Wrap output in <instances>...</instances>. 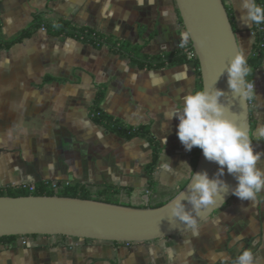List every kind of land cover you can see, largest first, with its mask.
Masks as SVG:
<instances>
[{
	"label": "crops",
	"instance_id": "obj_1",
	"mask_svg": "<svg viewBox=\"0 0 264 264\" xmlns=\"http://www.w3.org/2000/svg\"><path fill=\"white\" fill-rule=\"evenodd\" d=\"M241 0H224L236 28L239 49L251 51V26L241 20ZM35 15L66 19L163 56L179 49L185 32L175 0H0V38L15 39ZM45 76L51 80L43 82ZM249 101L250 137L264 153V59L254 73ZM101 109L125 126L147 125L159 147L150 179L152 146L95 124L89 109L99 87ZM197 90L193 61L138 67L106 46L54 36L43 28L8 49H0V188L39 181L79 182L92 196L106 188L130 206L165 203L182 189L192 168V151L178 137L171 117L183 97ZM185 164V165H184ZM187 164V165H186ZM264 169V161L259 165ZM175 186V187H174ZM189 231L149 242L117 243L61 236L32 237L26 246L0 244V264H232L251 248L264 264V192L255 204L235 195ZM169 249L173 250L169 253Z\"/></svg>",
	"mask_w": 264,
	"mask_h": 264
},
{
	"label": "water",
	"instance_id": "obj_2",
	"mask_svg": "<svg viewBox=\"0 0 264 264\" xmlns=\"http://www.w3.org/2000/svg\"><path fill=\"white\" fill-rule=\"evenodd\" d=\"M185 31L191 29V46L199 63L202 89L225 92L222 102L238 125L250 132L249 100L233 95L227 73L221 71L239 50L223 0H175ZM219 165L209 162L200 149L194 173L207 171L215 178ZM227 189L217 202L198 216L201 224L232 197L236 178L227 169L221 177ZM186 185L181 189L188 191ZM177 195V194H176ZM175 195V196H176ZM171 198L158 207H135L95 199L59 195L0 196V237L17 235L67 236L109 242H149L185 232L179 220H170ZM187 208L191 205L184 201ZM175 224V226L173 225Z\"/></svg>",
	"mask_w": 264,
	"mask_h": 264
},
{
	"label": "clouds",
	"instance_id": "obj_3",
	"mask_svg": "<svg viewBox=\"0 0 264 264\" xmlns=\"http://www.w3.org/2000/svg\"><path fill=\"white\" fill-rule=\"evenodd\" d=\"M239 10L244 24L264 25V6L258 4L257 0H241ZM192 38L191 29L185 31L181 36L180 47H185ZM225 73L234 96L243 101L253 98L255 84L247 79L252 69L242 47L221 71L220 76ZM225 95L221 89L210 90L206 86L201 90H193L183 97L182 105L174 109L169 117L179 118L178 137L187 151L198 147L209 162L220 166L215 178H210L207 171L194 173L186 164L190 174L188 191L177 188V195L170 203V220H179L186 226L183 229L195 237H199L201 233L198 216L203 210L215 205L221 192L228 187L221 179L225 168L238 181L232 193L242 201L255 204L258 195L264 192V169L258 166L264 161V153L256 151L250 132L238 125L233 119L234 113L230 115L231 109L222 102ZM259 135L264 136V127L260 129ZM184 201L191 205L190 209ZM173 225L175 226L174 223ZM168 251L171 253L173 250ZM217 258L214 254V264ZM219 259L223 264L232 260L226 253H220ZM232 264H258V261L251 248L244 249L241 246V252Z\"/></svg>",
	"mask_w": 264,
	"mask_h": 264
},
{
	"label": "trees",
	"instance_id": "obj_4",
	"mask_svg": "<svg viewBox=\"0 0 264 264\" xmlns=\"http://www.w3.org/2000/svg\"><path fill=\"white\" fill-rule=\"evenodd\" d=\"M224 1V0H223ZM257 3L264 6V0H257ZM229 19L231 21L233 30L236 34V28L232 22L231 15L227 9ZM43 28L47 33L54 36H66L74 38L76 40L89 43L94 47L106 46L111 52L119 53L127 56L133 63L138 67L143 68H154L161 67L164 64H173L181 62L185 59V53L183 50H178L172 54H165L163 56H148L143 53L144 44H131L123 41L115 36L102 34L87 26H75L71 21L66 19H58L56 21H46L42 19L40 15H35L32 22L27 28H25L19 36L10 41H4L0 38V49H8L15 43H19L24 39L30 37L36 30ZM253 33V43L251 51L248 54V63L252 69L251 75L247 78L249 82L253 81L254 73L257 68L261 65L264 59V25H253L251 26ZM196 74H197V90L202 89V82L199 70L198 60L193 61ZM51 80V77L45 76L43 82ZM104 96L103 87H99L92 101L89 109L91 120L97 124L105 127L106 129L116 133L117 135L125 138L142 137L145 138L152 146V159L146 166L150 179H152V173L154 171L157 158L159 155V147L155 142L153 136L150 133L147 125H140L137 127L125 126L116 118H113L109 114L105 113L101 109V102ZM250 101V100H249ZM200 148L194 147L192 151V168L193 171L196 167L197 160L199 157ZM31 185H16V186H5L0 188V196H27V195H59L66 197H81V198H92L98 201L112 203V204H123L116 197V190L106 188L99 191L95 196H92L89 189L79 182L73 183H56L39 181L33 184V189H30ZM160 203L149 207H158L163 205ZM127 205V204H123ZM130 206V205H129ZM136 207H148V206H136ZM28 237H36L39 235H27ZM20 236L10 235L0 237V244L13 243ZM66 238L67 236H61ZM88 240V239H83ZM114 244L121 242H113ZM126 243V242H125ZM130 243V242H128Z\"/></svg>",
	"mask_w": 264,
	"mask_h": 264
},
{
	"label": "built area",
	"instance_id": "obj_5",
	"mask_svg": "<svg viewBox=\"0 0 264 264\" xmlns=\"http://www.w3.org/2000/svg\"><path fill=\"white\" fill-rule=\"evenodd\" d=\"M180 44H179V49L184 51L186 60L194 61L196 59V54H195V52L191 46L190 41L188 42V44L185 47H180ZM30 189H33L32 185L30 186ZM29 241L30 240H29L28 236H20L19 237V243L22 246H26L29 243ZM126 243H128V242H126Z\"/></svg>",
	"mask_w": 264,
	"mask_h": 264
},
{
	"label": "rangeland",
	"instance_id": "obj_6",
	"mask_svg": "<svg viewBox=\"0 0 264 264\" xmlns=\"http://www.w3.org/2000/svg\"><path fill=\"white\" fill-rule=\"evenodd\" d=\"M16 186V185H15ZM29 240H31V237H29Z\"/></svg>",
	"mask_w": 264,
	"mask_h": 264
}]
</instances>
